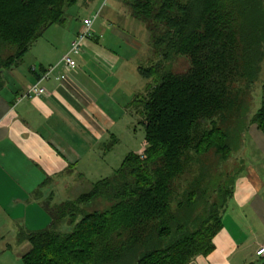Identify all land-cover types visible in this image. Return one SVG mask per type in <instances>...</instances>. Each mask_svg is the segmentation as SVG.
<instances>
[{
  "label": "trees",
  "instance_id": "trees-1",
  "mask_svg": "<svg viewBox=\"0 0 264 264\" xmlns=\"http://www.w3.org/2000/svg\"><path fill=\"white\" fill-rule=\"evenodd\" d=\"M79 1L0 0V84L31 43L69 21L67 9ZM263 1L125 0L151 40L149 63L138 67L148 83L132 104L144 150L128 153L76 200L47 202L50 226L20 231L32 246L22 264H190L214 251L234 193L220 169L245 138L247 117L234 116L264 58ZM176 57L187 60L184 72L170 69ZM249 123L264 133V103ZM99 197L105 210L84 208ZM67 218L72 228L59 232Z\"/></svg>",
  "mask_w": 264,
  "mask_h": 264
},
{
  "label": "crops",
  "instance_id": "crops-1",
  "mask_svg": "<svg viewBox=\"0 0 264 264\" xmlns=\"http://www.w3.org/2000/svg\"><path fill=\"white\" fill-rule=\"evenodd\" d=\"M84 4L89 13L59 25L61 41H56L55 33L48 39L44 34L30 44L19 64L4 71L0 84V264L22 263L32 246L20 240V231L50 226L47 202L76 200L81 193L71 188L77 181L108 177V173L101 175L103 168L111 171L106 167L107 153L121 144L128 131L131 134L128 125L134 113L141 119L132 104L143 92L132 83L139 71L131 63L144 43L130 33L140 32L143 26L129 14L125 0H84ZM108 5L109 12L103 14ZM97 13L93 37L75 56L77 67L66 69L60 62L62 56L83 28L84 18ZM42 40L46 44H39ZM30 51L27 62L24 59ZM53 66L50 77L39 81ZM36 83L47 92L28 94ZM247 136L254 146L252 156H264V133L252 124ZM252 171L235 186L223 228L214 239V251L190 264H264L255 254L264 244V183L259 181V165Z\"/></svg>",
  "mask_w": 264,
  "mask_h": 264
},
{
  "label": "rangeland",
  "instance_id": "rangeland-1",
  "mask_svg": "<svg viewBox=\"0 0 264 264\" xmlns=\"http://www.w3.org/2000/svg\"><path fill=\"white\" fill-rule=\"evenodd\" d=\"M109 8H111L110 5L106 6V8L104 9L105 12L103 14H105L106 12H109L108 11ZM87 12L89 13V11L85 8L84 0H80L76 5L71 6L67 9V16L69 17V19L76 20L77 18L84 17L85 13ZM103 14L101 13L100 15L101 18ZM98 15L99 14L97 13L96 17ZM137 21L139 22V24H141V26H143V29L140 32H137L135 30L130 34L131 35L135 34V35L140 36L143 39L144 46L139 56L136 57V60L133 59L131 63V65L136 68H138L141 65H146L149 63L148 58H149L150 50H151V40H150L149 32L145 28V24L142 21H139V20ZM116 23H117L116 27H121L122 25L121 22H116ZM60 29H62L61 26L54 25L52 29L47 31L48 33L45 32L44 34H47L46 38L48 39V36L52 37L53 34L55 33V37L57 38L56 41L59 42L61 41V36L59 37V35H61V32L57 30H60ZM44 40L40 41L39 44H46V43H42V42H45ZM57 46H60V45H57ZM16 50H17L16 47L11 48V49L7 48L4 51H2V56L4 58H7L10 55L14 54ZM30 52L31 53H28L24 59L27 62L33 51H30ZM169 67L174 72H184L188 68V62L187 60H185V58L176 57L174 58L173 62L170 64ZM133 77L134 79L132 83L134 84V87L136 89H139V91L144 92V90H142V87H144L147 83L146 78H144L139 72L135 73ZM263 85H264V58L261 62L260 72L257 77V80L252 84H247L246 86H244L241 92L240 100H239V104H240L239 110L236 112V116H234L235 122L242 121V123H244V120L247 117L246 125L248 126V128L245 131L246 133L245 138L243 137V134L237 138L238 149L235 151L234 159H232L231 162H228L227 164H225V166H223L220 169V173H222L223 171V173L225 174L226 178L228 179V181L230 182L234 190H235V186L238 180H240V177H243V176L247 177L248 175H251L253 173L252 168L257 167L258 165H259L260 172H261V179L259 181L261 184L264 183V170L263 171L261 170V167L263 165L264 156L257 155L256 158L252 156L253 151H251L250 149L253 148L254 146L252 144V140L249 139L247 136L249 127L252 125L251 123H249V119L252 118V116L256 113V111L259 108H261V106L264 103ZM137 117L138 115L134 113V116L132 117V124L128 125V127H131L130 129L131 134L128 131L127 134H125V137L122 138L121 144L115 150H113L112 153L110 154L107 153L108 158H106V162L108 163V165L106 167L110 168L111 171L106 172V169L104 170L103 168L101 171L102 173L101 175H104L103 177H106V173H108L107 174L108 177L111 176L114 173V171L120 167L122 161L124 160L125 156L128 153L133 152V151H138V150L139 151L141 150L140 153L143 152L144 150L143 142L145 141V130H144V126L141 124V119L139 118L138 120ZM235 127L237 126H233V129H235ZM105 151L106 150H104V152ZM97 180H101V179L97 176L95 179H92L91 181H89L90 184L84 181H77L75 185L71 188V190H73V193H77V194H80V193L83 194V193L90 192L92 190V183H94V181H97ZM256 184H259V183H256ZM108 205L109 204L104 197H99L84 208H86L87 211L89 212H93L97 210L103 211L108 207ZM66 220L67 221L65 223L61 224L58 227L57 230L59 232H62V231L65 232V231H68L70 228H72V225H69V222H70L69 218H67ZM7 239H9V236L7 237Z\"/></svg>",
  "mask_w": 264,
  "mask_h": 264
},
{
  "label": "built area",
  "instance_id": "built-area-1",
  "mask_svg": "<svg viewBox=\"0 0 264 264\" xmlns=\"http://www.w3.org/2000/svg\"><path fill=\"white\" fill-rule=\"evenodd\" d=\"M95 17H87L83 20V28L78 33L76 38L72 41L69 50L62 56L61 63L64 64L66 69H75L77 67V61L75 56L80 55L83 52L85 41L93 37L92 27L95 21ZM56 66L51 67L45 73H43L39 79L46 80L50 77L51 73ZM47 90L45 87L39 86V83L32 85L28 88V94L39 95L46 93ZM257 257L264 259V244L260 245L255 252Z\"/></svg>",
  "mask_w": 264,
  "mask_h": 264
}]
</instances>
